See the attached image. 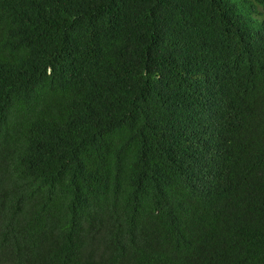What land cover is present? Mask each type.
I'll return each instance as SVG.
<instances>
[{"label":"trees","instance_id":"1","mask_svg":"<svg viewBox=\"0 0 264 264\" xmlns=\"http://www.w3.org/2000/svg\"><path fill=\"white\" fill-rule=\"evenodd\" d=\"M0 264H264V0H0Z\"/></svg>","mask_w":264,"mask_h":264},{"label":"rangeland","instance_id":"2","mask_svg":"<svg viewBox=\"0 0 264 264\" xmlns=\"http://www.w3.org/2000/svg\"><path fill=\"white\" fill-rule=\"evenodd\" d=\"M233 1H235V0H233ZM236 1H237V0H236ZM241 12L244 13V14H247L246 7H242V8H241Z\"/></svg>","mask_w":264,"mask_h":264}]
</instances>
